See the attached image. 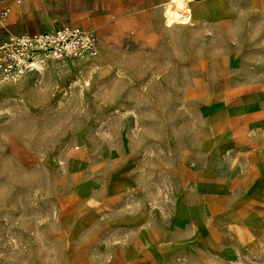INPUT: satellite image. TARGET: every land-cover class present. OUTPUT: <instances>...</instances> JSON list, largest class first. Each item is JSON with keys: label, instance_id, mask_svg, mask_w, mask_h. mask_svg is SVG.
<instances>
[{"label": "rangeland", "instance_id": "obj_1", "mask_svg": "<svg viewBox=\"0 0 264 264\" xmlns=\"http://www.w3.org/2000/svg\"><path fill=\"white\" fill-rule=\"evenodd\" d=\"M35 4L99 54L0 80V264H264V0Z\"/></svg>", "mask_w": 264, "mask_h": 264}, {"label": "built area", "instance_id": "obj_2", "mask_svg": "<svg viewBox=\"0 0 264 264\" xmlns=\"http://www.w3.org/2000/svg\"><path fill=\"white\" fill-rule=\"evenodd\" d=\"M20 4L22 0H12ZM11 4L0 0V19ZM98 37L80 26L59 24L38 32H23L0 44V80L11 82L27 72L39 69L49 61L96 57Z\"/></svg>", "mask_w": 264, "mask_h": 264}, {"label": "crops", "instance_id": "obj_3", "mask_svg": "<svg viewBox=\"0 0 264 264\" xmlns=\"http://www.w3.org/2000/svg\"><path fill=\"white\" fill-rule=\"evenodd\" d=\"M166 1L167 0H139L140 6L137 8L142 10L153 9L156 11V17L160 18L162 17V10ZM6 2L11 4V9L4 18L0 19V44L9 37L23 32L43 31L59 24L76 25L69 22L58 21L54 19L53 16L41 12L44 7L35 4V0H22L20 4H14L12 0H6ZM161 3L163 5L162 10H160L161 8L159 6ZM51 24L53 25L48 27ZM76 26H83L82 28L84 30L93 32L94 34H96L94 30L99 28V25L93 23H85L84 25L78 24Z\"/></svg>", "mask_w": 264, "mask_h": 264}, {"label": "bare ground", "instance_id": "obj_4", "mask_svg": "<svg viewBox=\"0 0 264 264\" xmlns=\"http://www.w3.org/2000/svg\"><path fill=\"white\" fill-rule=\"evenodd\" d=\"M190 1L192 0H168L162 10L165 26L172 27L176 24H185L191 21Z\"/></svg>", "mask_w": 264, "mask_h": 264}]
</instances>
